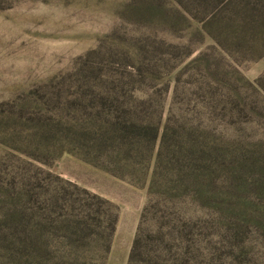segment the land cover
Segmentation results:
<instances>
[{
	"label": "rangeland",
	"instance_id": "374dc122",
	"mask_svg": "<svg viewBox=\"0 0 264 264\" xmlns=\"http://www.w3.org/2000/svg\"><path fill=\"white\" fill-rule=\"evenodd\" d=\"M246 1L256 6L254 16ZM140 64L154 68V81L133 92L160 90L163 118L175 93L177 123L183 111L201 108V86L212 77L207 64L234 70L236 169L223 183L221 203L182 204L194 222L191 252L181 258L186 264H264V0H0V177L20 171L11 164H30L85 201L90 197L72 185L117 210L108 249L104 223L95 218L84 227L85 245H67L63 231L46 235L57 242L48 264L81 258L127 264L147 187L83 159L82 144L90 139L92 145L94 135L82 128L107 84L100 82L136 76ZM10 207L0 204V214ZM26 260L10 255L3 264Z\"/></svg>",
	"mask_w": 264,
	"mask_h": 264
},
{
	"label": "trees",
	"instance_id": "16d2710c",
	"mask_svg": "<svg viewBox=\"0 0 264 264\" xmlns=\"http://www.w3.org/2000/svg\"><path fill=\"white\" fill-rule=\"evenodd\" d=\"M255 7L248 1L244 4L252 15ZM153 69L140 64L136 76L124 74L123 80L118 75L100 82L107 84L96 95L93 112L85 117L90 130L82 128L84 134L94 135L92 145L90 139L82 144L83 159L117 178L147 187V202L127 264H186L187 259L181 256L191 252L194 217L186 216L182 204L221 203L223 183L230 182L229 174L236 169L240 114L237 80L233 69L225 66L219 70L207 64L212 77L201 86V108L183 111L186 114L177 123L172 108L175 93L163 118L160 90L140 96L133 92L154 81L150 78ZM218 121L223 128L216 125ZM9 166L20 171L7 180L0 177V204L11 205L0 214V264L4 258L20 254L27 257L26 264H48L49 247L57 242L46 235L63 231L67 245H85L89 234L84 233V227L95 218L104 223L108 249L117 220L112 203L72 185L74 191L90 197L87 202L60 187V178L44 172L41 175L37 169H30V164ZM142 176L144 181L131 179ZM85 259L77 261L91 264Z\"/></svg>",
	"mask_w": 264,
	"mask_h": 264
}]
</instances>
